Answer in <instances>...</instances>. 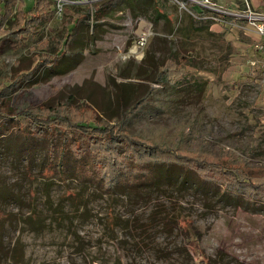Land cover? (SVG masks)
Wrapping results in <instances>:
<instances>
[{
    "label": "rangeland",
    "instance_id": "obj_1",
    "mask_svg": "<svg viewBox=\"0 0 264 264\" xmlns=\"http://www.w3.org/2000/svg\"><path fill=\"white\" fill-rule=\"evenodd\" d=\"M203 1L200 14L202 7L180 9L172 0H117L101 20L94 4H81L90 16L76 26L70 16H54L23 44L5 40L0 133L40 130L33 117L41 120L40 107L54 96L73 101L64 115L102 124L118 116V94L130 104L152 86L153 98L130 123L134 132L264 175V54L255 30L233 14L264 12V0ZM34 5L26 1V9ZM67 32L74 34L69 53L32 80H16L37 60L62 54ZM174 52L188 62L185 80L153 81L154 64ZM45 125L53 134L72 131L67 123ZM19 139L12 132L0 138V264H16V244L23 264H264V210L195 182L172 184L166 175L161 187L111 193L71 175L47 178L44 146L29 153Z\"/></svg>",
    "mask_w": 264,
    "mask_h": 264
},
{
    "label": "trees",
    "instance_id": "obj_2",
    "mask_svg": "<svg viewBox=\"0 0 264 264\" xmlns=\"http://www.w3.org/2000/svg\"><path fill=\"white\" fill-rule=\"evenodd\" d=\"M118 4L117 0L95 2V18L101 20L108 12L116 10ZM24 6L25 0H0V46L5 40L25 43L28 35L54 17L52 0H36L32 10H26ZM83 9L82 6H66L65 15L70 16L76 26L90 16L89 11ZM73 35L70 32L64 35L60 47L62 54L55 52L50 57L46 55L37 60L30 72L22 73L16 80L30 81L42 67L59 62L62 55L69 53ZM187 66L188 62L179 52L171 53L154 64L153 81L165 86H179L185 80ZM155 91L154 87L148 86V90L130 104L118 94V116H105L102 124L64 115L63 108L67 111L73 101L54 96L40 107L45 116L41 120L33 117L34 125L43 126L40 130L28 133L25 129L14 127L10 132L26 143L28 151L37 144L44 146L46 162L42 173L47 178L71 175L82 183L93 184L103 192L111 193L118 189L161 187L166 175L172 184L183 185L190 181L189 185H192L195 182L238 205L264 210V180H259L264 179V175L255 177L248 170L228 166L230 161L208 159L200 150L189 153L157 144L132 130V119L149 104ZM52 122L67 123V128L72 131L53 134L49 130L50 125L44 126ZM75 127L85 131L87 136L84 133V136L77 137L73 130ZM10 132L4 130L0 138L9 136ZM180 177L183 179L180 180ZM12 257L16 264H23V252L18 250L17 244Z\"/></svg>",
    "mask_w": 264,
    "mask_h": 264
},
{
    "label": "built area",
    "instance_id": "obj_3",
    "mask_svg": "<svg viewBox=\"0 0 264 264\" xmlns=\"http://www.w3.org/2000/svg\"><path fill=\"white\" fill-rule=\"evenodd\" d=\"M100 0H52V9L55 17H62L65 15V9L66 6H78L81 4H88L90 6H93V4ZM174 3L178 5L180 9H187L190 10L189 7H193V5H197L198 7H202L205 9L206 3L203 0H172ZM206 10V9H205ZM227 12V11H225ZM193 13L198 16L199 14L196 12V10H193ZM235 17L237 18H244L248 21V25L245 27L246 30L248 28H253L258 35L259 39L257 42V48L260 52L264 54V12L253 10V9H247L244 12H233ZM222 16L226 17L225 13H221ZM148 37V31L143 30L140 34V37L138 39V45L141 47L144 45L147 41ZM255 63V62H254ZM259 66H261L263 72H264V57L261 61H259Z\"/></svg>",
    "mask_w": 264,
    "mask_h": 264
},
{
    "label": "crops",
    "instance_id": "obj_4",
    "mask_svg": "<svg viewBox=\"0 0 264 264\" xmlns=\"http://www.w3.org/2000/svg\"><path fill=\"white\" fill-rule=\"evenodd\" d=\"M26 1L27 0H25V6H24V8L26 9ZM35 2H36V0H34ZM17 8V4L15 5V9ZM32 9V8H31ZM27 10V9H26Z\"/></svg>",
    "mask_w": 264,
    "mask_h": 264
}]
</instances>
